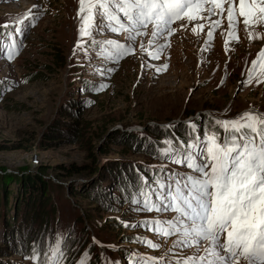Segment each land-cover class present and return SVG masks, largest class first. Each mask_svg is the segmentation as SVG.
Returning a JSON list of instances; mask_svg holds the SVG:
<instances>
[{
    "label": "rangeland",
    "instance_id": "obj_1",
    "mask_svg": "<svg viewBox=\"0 0 264 264\" xmlns=\"http://www.w3.org/2000/svg\"><path fill=\"white\" fill-rule=\"evenodd\" d=\"M79 9V0H0V27L8 24L13 32L17 21L25 20L20 25L23 34L15 36L18 54L8 60L0 52V195L5 185L11 199L15 198L20 181L45 170L49 193L60 201L48 234L53 239L46 236L51 242L50 264L59 260L61 240L70 237L76 241L73 250L80 248L76 263L93 260L88 243L77 240L82 221L98 253L103 254V264H128L118 250L173 264L198 249L174 247L181 239L178 234L148 233L158 248L130 244L128 237L143 233L137 229L143 221L174 220L178 213L148 212L136 204L110 205L105 199L114 191L107 179L109 172L119 166L129 170L149 163L180 176L196 175L178 164L140 154L142 146L135 149L137 143L131 145V137H144L146 129L189 126L202 115L218 121L240 119L246 113L264 117V59L259 56L264 51V26L245 28L240 17L235 35H229L226 13L212 18L220 20L215 29L208 27V20L182 19L170 26L174 31L166 39L157 40V48L165 47L160 59L151 60L146 55L153 31L149 25L142 29L148 34L137 38L135 52L116 61L114 49L104 42L127 44V33L110 31L108 21L101 23L94 8L93 35L81 38ZM109 10L124 20L115 5L109 3ZM30 12L35 26L25 19ZM199 23L205 24L204 30L193 32ZM209 30H213L211 42ZM165 64L166 70L156 71ZM32 76L37 80L29 82ZM249 76L253 77L251 85L245 83ZM192 112L193 117L187 116ZM71 166L86 170L68 178ZM101 179L108 180L105 188L99 184ZM72 190L78 194H71ZM29 209L30 203L21 211L23 216H15L14 202L5 208L0 218V264H32L27 256L17 255L21 247L17 252L3 244L4 234L14 229L19 236L24 233L20 242L35 238L37 227L29 223Z\"/></svg>",
    "mask_w": 264,
    "mask_h": 264
},
{
    "label": "snow or ice",
    "instance_id": "obj_2",
    "mask_svg": "<svg viewBox=\"0 0 264 264\" xmlns=\"http://www.w3.org/2000/svg\"><path fill=\"white\" fill-rule=\"evenodd\" d=\"M79 3L83 21L81 38L93 35L90 29L94 23V8L101 23L108 21L110 31L127 33V44L111 39L104 42L114 49L112 56L116 61L127 52H135L137 38L148 34L142 29H147L149 25L153 26V31L152 39L148 41L151 50H146V55L151 60L161 58L165 45L157 48L156 42L161 38L166 39L174 31L170 27L174 21L208 20V27L215 29L220 20L212 18L226 13L231 29L229 35H235L240 17L245 28L264 26V0H79ZM109 3L120 9L124 20L110 14ZM85 12L87 15H83ZM25 19L35 26L33 13L30 12ZM112 21L117 27L112 26ZM24 24V19L17 21L13 32L7 34L14 48L15 36L23 34L20 25ZM8 27V24L3 26ZM197 28L203 31L205 24H197L193 32ZM207 38L209 42L213 40V30L207 32ZM80 47L83 48V45ZM140 47L144 49V43ZM259 56L264 59V51ZM8 58H12L11 54ZM167 67L165 64L163 69L156 71L166 70ZM107 71L111 72L112 69ZM252 81L253 77L249 76L245 83L251 85ZM217 123L223 125L226 133L231 129V133L222 140L214 135L208 136L207 140L197 136L195 139L199 144L187 145L189 149H195V154H185L183 161L196 175L169 173L165 180L153 181L154 185L158 184L153 191L159 204L144 202V208L148 211L178 213L174 220L153 222L157 226V234H178L181 239L174 247L198 249L191 256L173 264H241V261L244 264H264V117L246 113L240 119ZM191 127L195 128V125ZM169 159L181 163L176 155L169 156ZM142 243L150 248L159 247L151 240H143ZM199 250L207 255L201 256ZM62 255V250L57 253V257ZM52 264H58V261L53 259ZM142 264H159V261L153 257Z\"/></svg>",
    "mask_w": 264,
    "mask_h": 264
},
{
    "label": "trees",
    "instance_id": "obj_3",
    "mask_svg": "<svg viewBox=\"0 0 264 264\" xmlns=\"http://www.w3.org/2000/svg\"><path fill=\"white\" fill-rule=\"evenodd\" d=\"M3 32H5V28L1 27L0 33ZM35 78V76H32L29 79V82H34L37 80ZM194 114V112L187 113V116H190L191 118L194 116ZM217 121L218 120H216L214 117L202 115L201 118L194 121L195 123L191 124L195 125V128L191 127V125H187L180 128H160L158 131H150L146 129L144 137L139 138V136L133 135L131 137L132 143H130L132 145L134 142H136L137 146L135 149L139 148V146H142L139 151L140 154L148 155L154 160H158L160 162L177 164L173 160L169 159V156L176 155L177 159H181V163L178 165L181 168H185L190 172H193L191 169L185 166V162L183 161V156L185 154L189 152L195 154V149H189L187 145L189 143L199 144L200 142L195 139L197 136L204 139L205 137L214 135L222 140L226 135L231 133V129H229V132L226 133L223 125L218 124ZM197 124L200 126V129H198ZM257 127H260V125H257ZM51 135H55V133H51ZM123 146L126 145L124 144ZM200 147L202 149L203 145L201 144ZM103 152L106 153L104 149ZM67 170L69 171V178L75 174L85 172L86 169H82L77 166H71V168H68ZM115 170L116 173L113 170L110 171V176L108 175L109 177L107 178L111 184V190L114 188V191L113 193L109 194V198L105 196V199H107L110 205L115 202H117L116 204H125L127 206L130 204H136L142 207L143 210H147L144 208V202H148L150 204L158 203L153 191L154 188H158V184L154 185L153 181H163L165 180L166 174L170 173V171H168L167 168L163 166L151 165L149 163L141 164L139 167H129V170L119 166L115 167ZM44 173L45 170H43L41 174L38 173L34 176L27 177L23 181H20V188L16 190L17 194L16 196L14 195L15 198L13 199H11V191L7 189L5 185H3L4 193L0 195V218H2L1 216L3 213L5 214V208H8L11 203L14 202L15 216L17 213L23 216L26 205L30 203V216H28V213L27 216L29 217L30 225H34L35 228L37 227L35 238L30 239L27 242H25V240H21L22 242H20L18 239L23 237L24 233L19 236L17 235L19 231L14 229L7 233V235L4 234L3 244L13 247L14 250H17V252L20 251L19 248L21 247L23 250H21V253H17V255L22 257L27 256L28 259L26 260H29L32 262V264H37V261H40V264H44L46 261L48 264L51 242L46 241V236H50V241L53 239V237L48 234L53 229L51 224L57 212H59L58 204L60 201H58V198H54L50 195L49 190L51 186L44 179ZM145 178H147V182L145 181ZM107 179H101L99 182L102 188H105V184L108 181ZM102 192L103 191L101 190L100 194H102ZM70 193L78 194L73 190ZM138 200L141 201V203H137ZM3 218L5 221H9L5 215ZM26 220H28V218H26ZM80 220L82 221L81 217ZM9 222L11 223V221ZM140 224L141 225L137 229L142 230L143 233H139L137 231V233L129 236L128 239L131 240L130 244L146 246L144 243H142V241L150 240L148 239L147 234H155V232L154 229L150 227V225L148 226L149 221H143ZM8 226H10L9 223H5V227L7 229H9ZM78 233L79 236L77 237V240L79 244L82 243V245H85L88 243L89 253L93 254V260H90V264H103V254L100 255L98 253L99 247L97 244H95L92 238H90V233L84 227L83 221L81 232ZM70 238L66 240L62 239L57 247V249H60L64 252L63 257L60 260L62 264H75L78 260L76 257L79 255L80 248H77L78 250H73V247L76 245V241L73 242L70 240ZM4 247L5 246L2 245L1 249H4ZM116 252L120 254L121 257L127 258L126 260L128 264H138V262H141L142 264V262L147 259L145 256H141V254L136 251L132 253L128 251L125 252L124 250H118ZM34 256L36 259H33Z\"/></svg>",
    "mask_w": 264,
    "mask_h": 264
}]
</instances>
